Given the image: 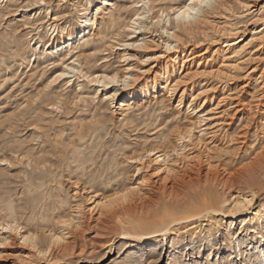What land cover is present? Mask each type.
Listing matches in <instances>:
<instances>
[{
	"label": "rangeland",
	"instance_id": "rangeland-1",
	"mask_svg": "<svg viewBox=\"0 0 264 264\" xmlns=\"http://www.w3.org/2000/svg\"><path fill=\"white\" fill-rule=\"evenodd\" d=\"M183 1L156 0V8L144 14L138 28L131 20L141 7L132 0H113L118 25L103 48L84 52L97 67L95 73L121 77L128 65L147 68L151 60L145 59L141 43L151 42L148 49L157 54L166 50L163 27L173 26ZM98 6L102 0H0V264H264V173L246 178L242 189L204 191L195 205L215 200L212 207L178 213L180 219L163 230L141 236L132 234L134 223L124 214L103 221L99 208L88 211L102 197L135 188L143 172L152 173L157 164L153 159H163L162 152L167 153L165 162L177 167L196 156L203 173L208 162L210 173L224 180L264 148V0L231 4L229 11L210 18L205 35L187 43L195 53L204 52L195 57L201 61L192 78L191 92L199 93L195 100L188 90L179 106L180 91H167L162 82L157 100L125 112L119 101L126 99L127 86L120 78L103 86L72 72L66 75L68 82H54L62 63L70 61L54 55L40 60L54 36L48 27L53 16L61 26H77ZM160 6L168 16L155 13ZM232 41H237L233 47L244 45L234 60L253 53L251 58L223 66L218 74L204 70L206 57L213 68L219 66L221 50L228 48L222 44ZM115 88L118 93L110 98ZM203 96L212 100L197 112L196 102ZM217 102L211 115L218 118L195 123L189 137H180L177 131H184L197 115L206 116L205 109ZM214 121L219 124L211 127ZM92 130L97 136L91 142L87 135ZM77 131L86 135V142H80ZM76 150L86 160V175L71 157ZM96 174H114L113 188H90L85 180ZM158 178L149 175L152 188ZM78 202L84 221L79 226ZM7 222L13 229L5 228ZM147 231L152 230H142ZM57 235L62 240L53 241ZM24 236L32 241L23 242Z\"/></svg>",
	"mask_w": 264,
	"mask_h": 264
},
{
	"label": "bare ground",
	"instance_id": "bare-ground-1",
	"mask_svg": "<svg viewBox=\"0 0 264 264\" xmlns=\"http://www.w3.org/2000/svg\"><path fill=\"white\" fill-rule=\"evenodd\" d=\"M155 1L156 0H132L136 7H141L142 11L137 12L138 8L136 9V12L134 13L136 17L131 20V25H137L138 28L142 27L143 25L141 18L145 16L144 14L146 12L154 11L157 5H154L152 3ZM164 1H168L167 3H173L175 0ZM139 2H141V4L137 5ZM231 4H244L245 6L249 4V0H184L182 2V5L174 13V20L172 22L173 26L169 28L165 26L163 27V30L167 35L165 43L166 50L160 51L159 54H157L156 51H149L148 48L152 46L151 42L143 41L140 46L143 47L144 50H147L144 53V56H146L145 59L151 60V64L149 63L147 68H145L143 71L141 70V68L130 67L128 65L127 67L123 68L121 77H118L116 73L114 75H108L106 73H95L97 67L93 64H89L90 56L88 54L84 55L85 51H96V49H99L100 47L103 48L102 46L105 45L106 40L108 38V34H110L118 25L116 18V15H118V13L115 10V2H113V0H102V6L96 7V11L94 12V14H92L93 16H84L81 23L77 26H61L59 25V23L56 22V16H53L52 20L48 23V27L52 30L54 36L50 44L46 48L47 52H41L43 54L40 60L45 61L48 56L54 55L59 59L66 57L67 61H70L69 63H62L63 65L61 64L62 67L60 69V72H58L57 75L53 78L54 82L60 80V83L61 81H63V79L68 82L69 80L66 79V75L72 72L77 75V77H90L89 81H94L95 83L101 84L103 86H107L110 83H116L119 81L120 78V81L122 82L123 86H127V90L123 92V94H126L127 96H125L126 99H121L119 101V107L124 112L129 111L133 108H135L136 110H138L140 107L146 108L148 106L149 100H157L156 89L162 82L165 84L163 88H167V91L172 92L176 89L180 91L179 97L177 99V103L180 106L182 102L181 99L183 98L184 94L187 93L188 90V95L191 97V101L195 100L199 96V93L194 94L193 92H191V88L193 86L192 78L195 72L198 71L199 65L201 64L200 59L198 60L196 58L204 53H195V49L187 47V43L194 42L198 35H205L208 26L213 23V20L210 18L215 15L224 14L226 11H229ZM7 6L8 5H6V7ZM160 7L159 9H157L158 11H155V13L160 12L162 15L166 9ZM185 9H188L189 11L185 12ZM181 13L184 14L180 15ZM164 14L165 17L168 16L167 13ZM97 15L100 19L95 18V16ZM178 16L179 19L177 18ZM166 22H169V20L166 19ZM234 31H237V29H235ZM263 35L264 34H262L261 36ZM236 42L237 41H232L229 43L225 42L222 44L223 48L227 46L228 48L225 50H221V59L218 64L219 66L217 65V68H213L211 66L212 63H210L211 59L206 57L205 63L202 65L203 69H208V73L218 74L222 71L221 68L223 66H237L239 65V63L247 60L248 57L251 58V55L253 53H244L247 58L243 60H241L245 57L243 55L240 58H236L235 60L233 59L239 54V51H241L244 47V45H241L239 48L233 47ZM262 42L259 41L258 45L260 46ZM262 45L264 46V44ZM36 48L39 50L40 45L33 48V51H36ZM228 49L229 51H227ZM262 52H264V50ZM232 60L233 62H230ZM192 64H195L193 66L195 67L194 70L191 68ZM206 88L207 87H205V90H207ZM117 91L118 89L115 88L111 93L110 98H114L118 93ZM208 99V96H203L201 100L196 102L197 105L195 109L197 112H200L202 110L201 108H206L205 104ZM211 100L212 97H210L209 101ZM215 104L216 105H212L211 107L205 109L206 116H202L203 114L197 115L194 120H191L188 123L184 131H177V133L181 135L180 137H189L191 132V126L193 124L197 123L200 126L201 122L205 121V119L212 121L215 120V118H218L220 115H211V113L213 112L212 110L217 108L218 102ZM202 111H204V109ZM126 114L127 113H124L123 119H126L128 117V115ZM209 124H212L211 127H215L219 124V121H214L213 123ZM209 126L206 125L204 129H208ZM94 132V130L88 132L89 134L87 136L89 138H87V140H90L92 142V140L96 138L97 133ZM76 135L79 138L80 142H86V135L82 134L81 131H77ZM76 152L77 155H72L71 157L74 161L79 162L76 167L78 168V170L81 171V175H86V173H89L86 170L88 167L86 165V160H83V156L81 155L82 153L80 151L76 150ZM161 155L163 157V159L161 160L162 162L157 158H154L153 160L157 164L150 168L152 173L143 172L140 175L137 186L135 188L129 189V191L127 192H122V195H116L110 199L102 197L93 206H91L88 211L90 209L99 208L98 217L100 219H103V221L107 219L110 220L116 217L117 215L119 216V214H124L127 217V222L134 223L131 226L133 232L132 234L141 236L144 233L146 234L154 231L163 230L169 223L173 222L174 220L180 219L179 217H177L178 213H196L200 209H208L212 207V205L215 203V200H200L202 202L199 204V206H197V204L195 205V200L198 199L197 197L202 196L204 191L214 190L220 191L221 193H226L228 190L230 192V190L234 188L242 189L245 185L246 178L258 179L261 178L264 173L263 147L257 153H255V155L250 160L244 163L241 168L237 169L232 176L224 180L219 178V176H217L216 174L214 175L210 173L211 165L208 162L206 163L207 171L203 173L201 164L202 162L199 159H195L196 156H191L190 158L193 159H190L185 162V165L177 167L173 164H167L168 162H165V155H167V153L164 154V152H162V154H159V156ZM88 160L92 159L88 158ZM148 165L149 162L145 163L144 167L147 168ZM151 174H158L159 182L156 188H152V186L149 185L150 183L148 178ZM114 177V174H105L104 177H101L96 174L91 179L84 180L89 184L90 188H106L110 184L113 188L112 181L114 180ZM133 194H135V196ZM90 198L91 197L87 199ZM246 201V197H244V200H241L242 203H245ZM80 204L81 202L75 204V212H77L76 214L78 216H76L77 220H75L77 221L78 226L82 225V223L84 222L80 219ZM9 223L10 222H7V224H5V228L13 229V227L9 225ZM143 229H148L152 231L142 232ZM122 233L130 232L124 231ZM60 240H62V236L57 235L53 237V241ZM22 241H32V236H24L22 237Z\"/></svg>",
	"mask_w": 264,
	"mask_h": 264
},
{
	"label": "snow or ice",
	"instance_id": "snow-or-ice-1",
	"mask_svg": "<svg viewBox=\"0 0 264 264\" xmlns=\"http://www.w3.org/2000/svg\"><path fill=\"white\" fill-rule=\"evenodd\" d=\"M185 12L189 11L188 9L184 10ZM184 13H181L180 15H183ZM179 19V16L177 17Z\"/></svg>",
	"mask_w": 264,
	"mask_h": 264
}]
</instances>
